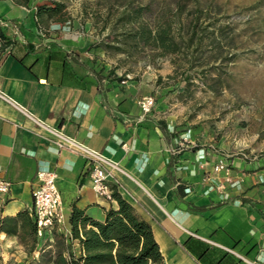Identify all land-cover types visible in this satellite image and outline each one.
<instances>
[{
	"label": "crops",
	"instance_id": "0c3cea01",
	"mask_svg": "<svg viewBox=\"0 0 264 264\" xmlns=\"http://www.w3.org/2000/svg\"><path fill=\"white\" fill-rule=\"evenodd\" d=\"M45 3L0 0V35L14 40L0 62V90L37 118L119 162L132 178L118 174L110 185L150 224L163 264L260 262L264 154L253 161L230 160L228 173L234 184H226L223 192L203 184L202 172L212 170L219 155L208 149L200 164L198 151L188 145L174 153L177 135L158 113L141 111L139 100L148 94L146 85L97 75L84 43L49 31L52 23L37 12ZM41 25L48 27V33L40 32ZM41 169L57 175L62 224L42 238L35 233L29 251L33 242L29 224L22 218L15 224L4 223L3 264H29L42 254L55 264L60 252L65 258L71 250L79 252L78 241L68 238L73 204L100 221L104 208H117L115 199L91 189L82 155L56 148L51 134L34 128L0 100V179L10 182L8 192L0 194V222L22 211L34 222L31 188ZM218 175L222 179L224 173Z\"/></svg>",
	"mask_w": 264,
	"mask_h": 264
},
{
	"label": "rangeland",
	"instance_id": "374dc122",
	"mask_svg": "<svg viewBox=\"0 0 264 264\" xmlns=\"http://www.w3.org/2000/svg\"><path fill=\"white\" fill-rule=\"evenodd\" d=\"M57 1L64 7L46 17L52 23L49 31L84 43L97 75L144 83L154 99L150 112L177 135L175 149L181 152L188 145L197 150L199 163L208 149L226 153L229 169L233 158L253 161L264 154V0L45 4ZM139 5H147L140 22L151 28L170 26L175 52L153 45L131 48L120 41L121 32L138 25L127 24L122 13H133ZM41 27L48 33V27ZM211 173L202 172L201 181ZM218 173L213 174L216 180Z\"/></svg>",
	"mask_w": 264,
	"mask_h": 264
},
{
	"label": "trees",
	"instance_id": "16d2710c",
	"mask_svg": "<svg viewBox=\"0 0 264 264\" xmlns=\"http://www.w3.org/2000/svg\"><path fill=\"white\" fill-rule=\"evenodd\" d=\"M64 7L62 2H54L51 6L41 4L37 12L39 16L52 17ZM147 5H139L133 13H122V17L128 24L138 23L130 31L121 32L120 41L131 48L153 45L168 52H175L177 43L169 37L170 26L151 28L140 22ZM14 46V45H13ZM117 50H123L119 45ZM112 199L117 202V208H104V219L96 220L85 214L84 210L75 204L71 206L69 215L70 240H77L80 245V255L73 259L71 252L68 257L62 253L56 255L55 264H163V257L156 242L150 224L144 220L135 208L112 187ZM18 218L29 224L33 242L35 243V222L30 221L26 211L19 212L15 217L3 218L0 222V230L3 224H15ZM29 221V223H28ZM5 229V228H4ZM8 230V229H6ZM9 231V230H8ZM51 257L42 254L37 260L33 259L29 264H49Z\"/></svg>",
	"mask_w": 264,
	"mask_h": 264
},
{
	"label": "built area",
	"instance_id": "2783aa9c",
	"mask_svg": "<svg viewBox=\"0 0 264 264\" xmlns=\"http://www.w3.org/2000/svg\"><path fill=\"white\" fill-rule=\"evenodd\" d=\"M13 45V39L0 35V62L3 55L10 52ZM0 100L9 103L14 109L20 112L31 126L51 134L56 148L66 149L82 155L87 161L91 189L96 195L111 200L112 187L110 181H115L118 174L132 178L119 162L108 158L102 152L92 149L85 143L68 135L61 127L51 126L45 120L37 118L26 108L9 98L1 90ZM153 104L154 99L151 95H144L139 100L141 111L144 114L151 111ZM122 147L124 149L128 148L126 143H123ZM180 150L181 148L178 150L175 148L173 149V151L177 153H179ZM206 154L207 152L203 151L200 157L205 158ZM218 155L219 158L217 163L213 166L212 173L206 174V176L202 178V183L208 184L209 188L223 192L226 184L233 185L234 182L228 173L230 170L228 167V155L226 153H218ZM218 172H223L224 175L222 179L216 180L213 174H217ZM9 187V181L0 179V194L8 192ZM31 196L32 205L30 214L35 222L36 236L42 238L46 233L52 234L53 231L60 228L62 224V196L57 185L56 173L51 170H38L32 183ZM68 238L70 240V235ZM71 255L73 259H76L80 255V251L76 253L74 250H71ZM259 261L260 262L249 261L248 263L261 264L264 262V247L261 250ZM76 264L81 263L77 262Z\"/></svg>",
	"mask_w": 264,
	"mask_h": 264
}]
</instances>
